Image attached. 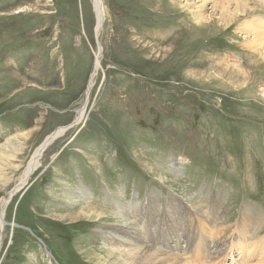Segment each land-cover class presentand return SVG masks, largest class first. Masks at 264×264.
<instances>
[{"label": "rangeland", "instance_id": "obj_1", "mask_svg": "<svg viewBox=\"0 0 264 264\" xmlns=\"http://www.w3.org/2000/svg\"><path fill=\"white\" fill-rule=\"evenodd\" d=\"M102 1L97 36L93 0H0V264H122L116 235L141 210L131 234L183 247L196 226L211 245L222 226L234 247L249 234L226 264L250 248L260 264L264 44L249 28L263 30L264 0ZM99 44L87 120L11 196L37 146L73 124ZM218 210L225 225L206 221Z\"/></svg>", "mask_w": 264, "mask_h": 264}, {"label": "bare ground", "instance_id": "obj_2", "mask_svg": "<svg viewBox=\"0 0 264 264\" xmlns=\"http://www.w3.org/2000/svg\"><path fill=\"white\" fill-rule=\"evenodd\" d=\"M225 1L226 0H222V1L218 0V2H217V0H216V3H218L219 7L224 9L223 2H225ZM238 1H240V0H238ZM229 2H230V0H228V3ZM93 5H94L95 13H96L95 32H96V35L99 36V34L103 28L104 21H105L106 11L103 8L104 5H103L102 0H93ZM247 7H248L247 10H252L254 8L253 6H247ZM24 11H25V9H22V8L19 9V12H24ZM242 12L246 13V10H242ZM245 19H246V17H245ZM257 28H258L257 26H253V25L251 26V28H249L252 35H255V33H256L252 44L255 45L257 42H260L259 44L262 45V44H264V27L263 28L261 27V29H263L261 31H259ZM94 56H95V59H94L93 68L91 70V73H90V76L88 79L87 88L85 91V103L82 106V108H80L78 110L77 117L75 118L73 124L68 125V126L57 127V129H55L51 134L47 135L45 137V139L40 143V145L37 146V148L35 149V151L32 154V158H31L30 162L27 164V166L25 168V171H24V173L20 179V183L10 193L11 196H13L18 191H21L27 184H29L31 177L33 176L35 171L38 169V167H40V165L42 164L43 157H44L45 152L47 151L48 147L51 146L57 139L64 136L72 127L77 126V125H82L87 120L88 114H89L87 102H88L89 96H90V94L94 88L98 72L102 68L101 60L103 57V52H102V46L100 44H99V49L97 51H94ZM182 159L183 158H181V160ZM179 163L180 162L170 163V169H177ZM6 204H7L6 200L0 201V205L2 208H5ZM3 213L4 212L2 209V211L0 213L1 220H3L2 219ZM132 215H133V217L128 212L127 217L122 220L123 223H125L127 225L128 230L127 231L124 230L123 232H121L122 234L116 235V236H119L120 238H122V240L117 241V242L126 248V249L122 250L121 253H118L119 258H122V261H123L122 264H193V262H192L193 260L190 257L192 249H193V252L197 251L196 254L199 253V250H203L204 253L206 252L210 255L216 254L217 256L214 255L213 257H211L212 260L210 263H212L214 260H219V259L221 261H218V262H215L212 264H226L227 260H225L224 258L227 256H232L233 253H236L235 250L239 251L238 249L243 247V245H244V243L247 240L248 235H249V234H246V237H244V236L241 237L240 239L244 238V240L238 241V246L234 247L233 241L228 242L226 237H222L224 235L225 231L221 232L222 226H218L217 233L219 234L220 238L218 237V235H216L217 239H219V240L216 241V243H213L210 245L208 240H204L202 238V232L200 230H197L196 226H194V227L191 226L189 228H186V230H189L193 234L195 239H197V237H199L200 240L199 241H195V239L193 241L188 240L187 244L185 246H183V247L175 246L174 247L169 242L170 234L164 235L166 237V239H160V237L141 238L139 236V234H136L133 232L131 234L130 230L132 229V227H134V225H135L134 222L137 221V218L139 216H140V218H143L144 213H143V210H141L140 215H139V213H137V211L133 212ZM131 218H133L134 222H131ZM212 220L215 222L214 226H217L220 224L225 225V222L228 220V218H226V217H224V215L220 214L219 210L216 212L215 216L212 214V211H210L206 217V221L210 222ZM251 221H253V220H251ZM149 223H151V219H149ZM222 223H224V224H222ZM2 224H4V221H2ZM239 224H241V222H239L238 225ZM121 226H124V224ZM229 226H231V225H229ZM147 227H151V226L149 224H147ZM262 228H263V225H261L257 229L254 228L255 230H252L248 226L246 228V230L251 229L252 232H255V235H260L259 231H261ZM157 232H161V229H157ZM238 233L239 234H242V233L245 234L244 226H239V230H237L236 234H238ZM232 235H235V229L233 230ZM174 236L176 238H180V239L186 237L182 233H175ZM251 236H252V234H251ZM0 248H1V243H0ZM251 250H252V248H250L249 251H246L248 255L245 253V258H248L250 260V261H248V259H247L245 264H255V262L257 261L256 258L255 259L253 258L254 252H251ZM263 253H264V251L262 252V254L260 256H263ZM236 257H237V255L232 256V259L234 261H240V260L242 261V258H239L240 259L239 260L238 257L237 258ZM208 258H210L209 255H208ZM195 260L198 263L200 262L197 259H195ZM233 260H232V263L236 264ZM260 260H262V257H260V259L258 261H260ZM200 263H202V262H200ZM195 264H197V263L195 262ZM260 264H264V261L261 262Z\"/></svg>", "mask_w": 264, "mask_h": 264}]
</instances>
